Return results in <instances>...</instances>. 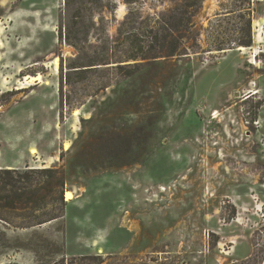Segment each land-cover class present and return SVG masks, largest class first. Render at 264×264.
Instances as JSON below:
<instances>
[{
  "label": "rangeland",
  "instance_id": "rangeland-1",
  "mask_svg": "<svg viewBox=\"0 0 264 264\" xmlns=\"http://www.w3.org/2000/svg\"><path fill=\"white\" fill-rule=\"evenodd\" d=\"M3 140L0 264H264V0H0Z\"/></svg>",
  "mask_w": 264,
  "mask_h": 264
},
{
  "label": "trees",
  "instance_id": "trees-1",
  "mask_svg": "<svg viewBox=\"0 0 264 264\" xmlns=\"http://www.w3.org/2000/svg\"><path fill=\"white\" fill-rule=\"evenodd\" d=\"M129 2H133V0H129ZM192 14H189L188 12H184L182 17H180V22H184L185 20H187V22H185V27H189V23H191V16ZM176 19V16L175 15H171L169 17V19L167 20L169 24H172V22ZM251 24H252V20L250 19L248 21V35L245 37V39H242L238 42V44L240 46H244V47H247V46H251L252 43H253V40H252V35H251ZM168 30V28H167ZM71 30L69 29L68 31V35L66 38H68V40L70 41L71 40ZM172 36V33H170V30H169V34L168 35H165L164 36V39L165 40H169L170 42V37ZM171 46L169 47V53H175L178 49V46H173V40L171 42ZM137 55L135 56H132L131 59H137ZM117 67L119 68H123L125 65L122 64V61H117ZM87 66H90V65H84L83 67H87ZM75 67H79V66H74L72 68H75ZM41 170L40 172H43V173H47V172H50V168H44V169H39ZM36 170L35 169H31V170H27L25 172H20L18 169H7V168H1L0 169V174H1V177L3 180H5V182H0V188L2 189H6L9 185H12L14 186L15 188H17V190H14V194L17 195L18 199H19V203H20V206L22 209H30L32 208L30 205L32 203V191H31V185H32V177H31V173H35ZM13 173H17L21 178L23 179H26L27 182H20V185H18V183H13V182H9V178L10 176L13 174ZM62 180H61V184H62ZM2 183V184H1ZM18 189L20 192H18ZM6 197L8 198H11L10 195H6ZM61 200H63V193H61ZM59 216H51L50 218L48 219H44V220H37V223L38 224H41V223H44V222H47V221H51V220H54L56 218H58ZM36 223V224H37ZM34 225V224H33ZM31 226V225H29Z\"/></svg>",
  "mask_w": 264,
  "mask_h": 264
},
{
  "label": "crops",
  "instance_id": "crops-1",
  "mask_svg": "<svg viewBox=\"0 0 264 264\" xmlns=\"http://www.w3.org/2000/svg\"><path fill=\"white\" fill-rule=\"evenodd\" d=\"M29 151V140L28 142L3 140V142H0V165L2 168H16L24 160V156L30 157Z\"/></svg>",
  "mask_w": 264,
  "mask_h": 264
},
{
  "label": "bare ground",
  "instance_id": "bare-ground-1",
  "mask_svg": "<svg viewBox=\"0 0 264 264\" xmlns=\"http://www.w3.org/2000/svg\"><path fill=\"white\" fill-rule=\"evenodd\" d=\"M246 47H243V46H241V47H239V49H245ZM38 77H35V79H37ZM29 84H30V86L31 85H33V84H35L34 82H33V80H29ZM67 147V146H66ZM73 198V193H72V191H69V190H67L66 191V199L67 200H70V199H72Z\"/></svg>",
  "mask_w": 264,
  "mask_h": 264
}]
</instances>
